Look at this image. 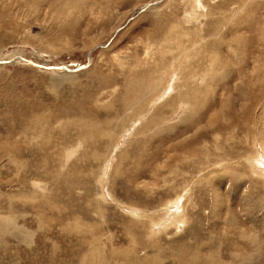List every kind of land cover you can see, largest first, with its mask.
<instances>
[{"label": "rangeland", "instance_id": "374dc122", "mask_svg": "<svg viewBox=\"0 0 264 264\" xmlns=\"http://www.w3.org/2000/svg\"><path fill=\"white\" fill-rule=\"evenodd\" d=\"M0 264H264V0H0Z\"/></svg>", "mask_w": 264, "mask_h": 264}, {"label": "water", "instance_id": "95a60500", "mask_svg": "<svg viewBox=\"0 0 264 264\" xmlns=\"http://www.w3.org/2000/svg\"><path fill=\"white\" fill-rule=\"evenodd\" d=\"M150 4H148L147 6H149ZM146 6V7H147ZM144 10V8H142L141 9V11H143ZM117 33V32H116ZM28 63H30L31 65H34V66H36V67H42V68H44V69H47V70H53V71H66V72H76V71H78V70H81V69H84V68H86L87 66H88V64L87 65H82V66H79V67H77V68H75V69H72V70H70L69 68H67V67H65V66H59V67H45V66H43V65H37V64H35V63H33L32 61H29Z\"/></svg>", "mask_w": 264, "mask_h": 264}, {"label": "bare ground", "instance_id": "6f19581e", "mask_svg": "<svg viewBox=\"0 0 264 264\" xmlns=\"http://www.w3.org/2000/svg\"><path fill=\"white\" fill-rule=\"evenodd\" d=\"M148 7V6H147ZM147 7H144V10L147 8ZM150 7V6H149ZM44 66V65H43ZM65 67H67L66 65H65ZM70 69V68H69ZM70 70H72V69H70ZM165 97V96H164ZM262 173V172H261Z\"/></svg>", "mask_w": 264, "mask_h": 264}]
</instances>
